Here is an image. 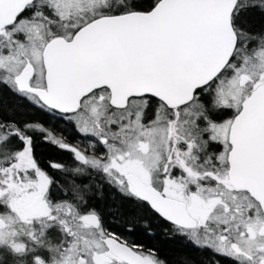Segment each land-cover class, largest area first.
<instances>
[{
  "label": "snow or ice",
  "instance_id": "1",
  "mask_svg": "<svg viewBox=\"0 0 264 264\" xmlns=\"http://www.w3.org/2000/svg\"><path fill=\"white\" fill-rule=\"evenodd\" d=\"M106 191L264 264V0H0V264H170Z\"/></svg>",
  "mask_w": 264,
  "mask_h": 264
},
{
  "label": "trees",
  "instance_id": "2",
  "mask_svg": "<svg viewBox=\"0 0 264 264\" xmlns=\"http://www.w3.org/2000/svg\"><path fill=\"white\" fill-rule=\"evenodd\" d=\"M7 102L9 104H15L16 100H15V98L10 97V98H8ZM37 116L40 119H44V120L47 119L43 114L37 113ZM61 127H63V125H61ZM71 132H72L71 128H68L67 133L71 134ZM70 138H72L71 135H70ZM54 152L56 154H58L57 150ZM39 154L41 156H44V154L47 155L46 150H43V149L39 150ZM56 154H55V156H56ZM96 203H97V206L103 210L107 223L111 222V221L113 222V215H114V207L113 206L114 205H119L120 211L129 217H131L133 215L139 216L138 211L130 210V207L127 204V202L121 203L118 199L114 201L111 198L110 193L108 191H106V193H105V198L103 200L97 201ZM120 225L123 226L122 223ZM155 234L159 235V233H155ZM135 240H136V238H135ZM137 242L142 243L141 241H137ZM146 244L150 248L157 249L158 253L161 257L168 258L170 264H179L181 259L186 257V256H190L193 259L197 260L198 262H199V260H201L203 258L199 253H197L194 249H192L190 246H188L185 240H182V239H175L173 237L158 238V237H154V236H149L147 238Z\"/></svg>",
  "mask_w": 264,
  "mask_h": 264
},
{
  "label": "flooded vegetation",
  "instance_id": "3",
  "mask_svg": "<svg viewBox=\"0 0 264 264\" xmlns=\"http://www.w3.org/2000/svg\"><path fill=\"white\" fill-rule=\"evenodd\" d=\"M40 149L46 150L47 155L44 154V156H41L39 154ZM56 150H57L58 154H56L54 152ZM35 151H36L37 158L41 161V163L45 167H47V164L49 161H65L68 159V154L66 152H62V151L58 150L57 148H55L54 146L40 142V141H37ZM55 154H56V156H55ZM127 204L129 205L130 210L138 211V215H146L147 219L151 223V228H152L151 234L146 233L145 230L143 229V227H138L132 236L133 239L136 238V241H141L145 245V247H148L146 242H147V238L149 236H154V237H158V238L173 237L175 239L184 240L183 237L166 234L164 231V227H165L164 223L162 221H159L158 219L154 218L150 213H143L142 210H137L134 208L133 205H131L129 203H127ZM108 223L111 226L115 227L117 230L123 231V226H121L120 224L113 223L112 221L108 222ZM155 233H159V235L155 234ZM162 258H164V257H162ZM166 259H168V258H166Z\"/></svg>",
  "mask_w": 264,
  "mask_h": 264
}]
</instances>
